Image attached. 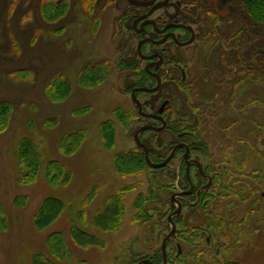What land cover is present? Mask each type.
<instances>
[{
  "label": "flooded vegetation",
  "instance_id": "1",
  "mask_svg": "<svg viewBox=\"0 0 264 264\" xmlns=\"http://www.w3.org/2000/svg\"><path fill=\"white\" fill-rule=\"evenodd\" d=\"M80 2L92 27L113 28L126 137L165 163H147L158 211L130 242L132 264H227L242 215L264 200V21L252 0Z\"/></svg>",
  "mask_w": 264,
  "mask_h": 264
},
{
  "label": "rangeland",
  "instance_id": "2",
  "mask_svg": "<svg viewBox=\"0 0 264 264\" xmlns=\"http://www.w3.org/2000/svg\"><path fill=\"white\" fill-rule=\"evenodd\" d=\"M42 1L0 0V102L9 101L13 105L10 127L0 135V202L9 224L6 232L0 230V264H32L36 254H43L56 264H115V259L130 247L132 238L139 236L141 223L134 219L133 206L158 174L148 171L123 177L116 173L114 155L135 149L122 125L117 123L114 150L107 151L103 146L101 125L108 120L116 121L113 113L117 109L128 108L126 97L113 85L115 53L110 22L106 19L92 29L93 17L82 8L80 0H70L65 18L58 24H50L42 18ZM96 62H109L113 71L100 87L86 90L78 85V73ZM24 71L28 73L26 78L19 75ZM56 74H64L73 85V92L64 103L54 104L45 94ZM80 108L89 110L82 116H74L72 112ZM49 118L59 120L55 128H44ZM80 129L87 130L81 149L71 157L62 155L58 148L61 138ZM23 138L34 142L41 156L39 181L34 185L25 186L17 181L16 151ZM263 142L264 139L255 141L259 155L264 151ZM50 161L60 162L72 173L67 187L52 188L47 183ZM102 183L105 189L84 209L86 224L79 226L103 239L106 247L83 250L74 245L71 226L92 188ZM123 186L134 189L126 199L124 221L118 232L104 236L92 226L94 214ZM21 196L28 197L25 207L14 203ZM50 196L63 200L67 209L55 224L39 231L33 224L34 215ZM246 208L243 206L242 214ZM256 208L257 214L250 211L242 215L240 229L234 236L241 243L224 252L230 260L227 264H264V200L257 199ZM54 232L64 234L72 251L69 259L57 262L48 252L46 238Z\"/></svg>",
  "mask_w": 264,
  "mask_h": 264
},
{
  "label": "trees",
  "instance_id": "3",
  "mask_svg": "<svg viewBox=\"0 0 264 264\" xmlns=\"http://www.w3.org/2000/svg\"><path fill=\"white\" fill-rule=\"evenodd\" d=\"M87 3V2H86ZM87 6V4H86ZM71 7L70 0H43L41 3L42 18L50 24L61 22ZM251 7L256 13L257 19L264 21V0H252ZM91 9V7H88ZM96 24V23H95ZM93 25L92 29L97 27ZM112 67L109 62L91 63L84 66L78 73V85L86 90L100 87L111 76ZM22 78L28 77L26 71L20 72ZM73 92V85L64 74H56L46 88L45 94L50 102L54 104L64 103ZM89 108L74 110L72 114L76 117L84 115ZM13 105L9 101L0 102V135L6 133L10 127ZM129 113L123 109H117L113 115L115 120H108L101 125V139L107 151L114 150L117 142V123L124 128L130 120ZM59 123L56 118H49L44 123V128H55ZM87 136L86 129L64 135L59 141L58 148L62 155L74 156L83 146ZM40 153L37 146L30 139L23 138L19 141L16 151L18 168L17 181L21 185H34L39 181ZM113 164L116 173L120 176H134L136 174H146L150 171L144 154L137 148L130 152H120L113 157ZM46 181L52 188L67 187L72 180V173L67 167L58 161H50L46 169ZM161 180L156 181V185L161 187ZM104 183L96 185L87 195L82 203L83 210L77 214V221L71 226L70 236L74 245L83 250L92 248L104 249L106 243L103 239L86 231L79 224H86L84 209L89 207L97 198V195L105 189ZM150 187L145 194H140L133 206L136 214L134 219L138 223H145L150 219L149 214H156L157 198ZM134 189L132 186L120 187L115 193L107 198L102 209L98 210L93 217L92 226L102 235L118 232L126 215V199ZM28 197H17L14 201L16 206L25 207ZM67 209L66 203L55 197H47L43 200L41 207L34 215L33 224L39 231H44L55 224ZM7 212L0 202V230H8ZM46 245L51 257L57 262L69 259L72 251L66 241L64 234L54 232L47 236ZM132 253L130 248L122 252L115 260V264H132ZM32 264H56L49 257L43 254H36Z\"/></svg>",
  "mask_w": 264,
  "mask_h": 264
},
{
  "label": "water",
  "instance_id": "4",
  "mask_svg": "<svg viewBox=\"0 0 264 264\" xmlns=\"http://www.w3.org/2000/svg\"><path fill=\"white\" fill-rule=\"evenodd\" d=\"M117 84H118V83H117V81H116V89H117V91H120V90L118 89V85H117ZM136 145H137V147H138L140 150H142V149L145 150V152H146V162H147L149 165H151V166L154 167V168L163 167V166L165 165V163L160 164V165H156V164H153V163H152V161L150 160L149 152H148L147 148H146V147H143V146L141 145L140 140L138 139V137H136ZM154 223H157V222H156V221H151V222H148L147 224H145V225L143 226V229H142V232H141V238H142V240H143V237H144V235H145V232H146L147 228H148L150 225H153Z\"/></svg>",
  "mask_w": 264,
  "mask_h": 264
}]
</instances>
